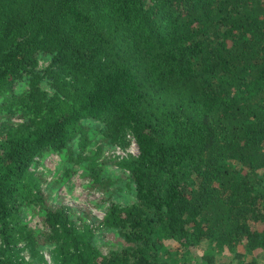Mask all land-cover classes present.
Instances as JSON below:
<instances>
[{
    "label": "trees",
    "instance_id": "trees-1",
    "mask_svg": "<svg viewBox=\"0 0 264 264\" xmlns=\"http://www.w3.org/2000/svg\"><path fill=\"white\" fill-rule=\"evenodd\" d=\"M129 136L138 153L115 162L133 201L110 196L99 219L49 200L75 165L108 193L101 152ZM108 229L124 241L104 253ZM259 251L264 0H0V264H263Z\"/></svg>",
    "mask_w": 264,
    "mask_h": 264
},
{
    "label": "rangeland",
    "instance_id": "rangeland-1",
    "mask_svg": "<svg viewBox=\"0 0 264 264\" xmlns=\"http://www.w3.org/2000/svg\"><path fill=\"white\" fill-rule=\"evenodd\" d=\"M46 64L47 61L44 59L40 60V64ZM24 84V83H23ZM17 90H21L22 87L17 85ZM12 120L17 121L16 117L12 116ZM130 141L127 144L115 143L113 145L105 144L102 152L101 158L107 161V171L109 178L113 180L109 183V192L106 193L101 187H92L87 184L88 180L83 177V169L78 165H75L76 170L64 183H55L49 192V200L53 204H57L59 198L63 200L64 203L78 206L82 208H87L91 210L92 214L102 219L105 216V208L109 204V198L119 200L121 202H130L135 198L133 194L128 190V185L126 183L128 170L121 169L115 160L121 159L122 157L128 156L130 154L138 153V145L134 137L129 136ZM97 145H93L97 148ZM33 168V167H32ZM38 170H42L45 173L46 178L53 182L57 177L61 176L64 172V167L61 164V158L57 153L50 154L42 164L38 166ZM45 185V183H44ZM112 193V194H111ZM104 194V195H103ZM111 196V197H110ZM106 198L101 205H95L93 202L98 200V198ZM57 199V200H56ZM25 218L30 222L32 226L38 227L42 226V221L35 211V207H27L25 209ZM99 236L97 243L104 253H107L110 249H114L122 245L123 238L115 230L108 229L106 231L101 230L98 232ZM169 244H176L173 239H168L165 241ZM206 247V245L204 244ZM203 246L198 248H193L194 253L202 251ZM261 250V249H260ZM258 252V251H257ZM48 258H50V253L46 250ZM260 261L264 264V252L259 251ZM220 260L230 261L231 258L227 254H219ZM189 264H195L193 260L189 261Z\"/></svg>",
    "mask_w": 264,
    "mask_h": 264
}]
</instances>
